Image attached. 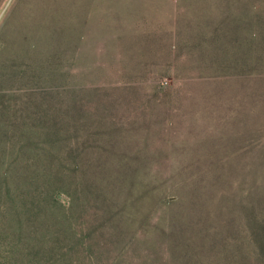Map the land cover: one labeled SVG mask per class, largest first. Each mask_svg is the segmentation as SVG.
<instances>
[{"label": "rangeland", "instance_id": "374dc122", "mask_svg": "<svg viewBox=\"0 0 264 264\" xmlns=\"http://www.w3.org/2000/svg\"><path fill=\"white\" fill-rule=\"evenodd\" d=\"M0 264H264V0H0Z\"/></svg>", "mask_w": 264, "mask_h": 264}]
</instances>
